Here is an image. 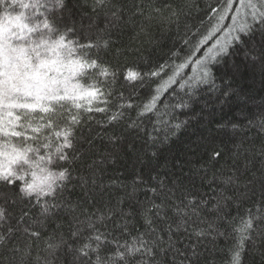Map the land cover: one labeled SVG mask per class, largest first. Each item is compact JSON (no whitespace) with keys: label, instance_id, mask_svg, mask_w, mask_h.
Segmentation results:
<instances>
[{"label":"snow or ice","instance_id":"6c2138e0","mask_svg":"<svg viewBox=\"0 0 264 264\" xmlns=\"http://www.w3.org/2000/svg\"><path fill=\"white\" fill-rule=\"evenodd\" d=\"M92 6L84 26L66 0H0V264H264V112L230 122V148L205 138L187 183L107 175L127 134L197 118L202 88L223 104L218 68L264 76V0ZM18 202L38 216L13 223Z\"/></svg>","mask_w":264,"mask_h":264},{"label":"trees","instance_id":"16d2710c","mask_svg":"<svg viewBox=\"0 0 264 264\" xmlns=\"http://www.w3.org/2000/svg\"><path fill=\"white\" fill-rule=\"evenodd\" d=\"M66 2L78 25L87 26L93 20L103 22L104 13L93 10L92 0H66ZM163 51H167V47H164ZM234 59L241 64L240 56ZM216 74L218 77L216 82L221 88L230 86L235 90L223 104L219 102L220 96L217 91L207 87L202 88L192 112L188 113V115H192L193 112L199 113L197 118L191 119L188 125L178 132L168 134L167 139H164V131L153 132L151 124H146V132L127 134L116 162L107 169V175L130 180L134 173H139L146 182L155 183L150 179L152 176L160 175L172 179L181 175L182 168V179L187 183L191 175L190 169L195 162L207 158L205 138L215 137L217 144L223 141L230 148L231 144L228 140L234 133L230 122L243 123L245 116L253 117L264 112V76L259 72L253 73L243 66L237 73L228 70L227 75L224 68H218ZM229 80L230 85L226 83ZM183 118L181 116V119ZM98 131L101 135L94 137L95 147L92 149L96 152L102 151L107 144L103 130L98 129ZM149 132L158 138L156 145L153 146V150H159L157 157L146 154ZM84 147L88 149V145ZM92 151L88 152V156H91ZM138 157L141 159L138 160ZM189 161L191 163H188ZM197 184L199 186L198 181ZM9 211L13 214V223L22 212L29 213L24 218L26 223L39 214L38 207L23 202L9 206ZM247 261L248 264H262L258 255H250Z\"/></svg>","mask_w":264,"mask_h":264}]
</instances>
